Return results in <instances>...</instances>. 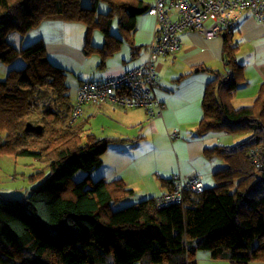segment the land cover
<instances>
[{"label": "trees", "instance_id": "obj_1", "mask_svg": "<svg viewBox=\"0 0 264 264\" xmlns=\"http://www.w3.org/2000/svg\"><path fill=\"white\" fill-rule=\"evenodd\" d=\"M102 1L108 11L97 13ZM88 2L0 0V65L23 60L20 67L5 69L4 77L0 69V154L31 157L42 165L29 175L39 183L21 197L0 194V264H197L199 250L229 264H264V166H256L249 153L251 147L264 148V82L252 104L232 107L244 81L235 59L234 27L222 34L227 76L212 70L196 132L248 131L249 136L205 149L223 165L213 173L214 185L202 192H185L182 201L163 206L150 197L113 210L112 204L132 190L120 178L93 181L90 173L102 163L108 143L122 139L96 137L83 112L72 118L68 73L49 59L41 39L21 47L9 39L47 20L84 22L105 37L102 46L86 43L85 54L100 53L104 64L107 51L113 54L124 41L110 33L113 18L130 43L136 17L150 5ZM27 123L40 129H26ZM78 170L86 174L72 182ZM160 182L173 190V180Z\"/></svg>", "mask_w": 264, "mask_h": 264}, {"label": "crops", "instance_id": "obj_2", "mask_svg": "<svg viewBox=\"0 0 264 264\" xmlns=\"http://www.w3.org/2000/svg\"><path fill=\"white\" fill-rule=\"evenodd\" d=\"M143 1L149 5L154 2ZM50 23V32L44 28L45 33H42L38 28L42 26L39 25L24 36L14 34L13 44L23 46L25 37L31 33L34 40L41 39L44 42L49 59L55 57V62L61 64H82L86 61L85 55L79 50L63 42L62 38L66 34L60 33L58 37L55 24ZM154 29V16L146 12L138 15L135 29L131 33V42L126 41L124 36L120 37L124 41L119 44L118 50L107 56L111 58L115 53H122L120 61H133L135 65L132 68L141 65L148 57V45L152 41ZM222 34L208 36L196 29H186L179 33L180 46L176 54L161 55L158 58L155 93L163 103L161 115L149 118L144 107L124 108L112 101L99 105L84 104L83 117L88 118V123L91 119L101 122V130L96 137L122 139L108 143L102 157L108 159L111 155L114 158L106 161L102 159L100 166L105 165L107 172L102 171L100 177L107 180L120 178L132 192L142 183L148 189L152 188L153 194H156L154 197L162 196L171 189L170 185H164L160 179L172 180L177 174L185 177L201 174L206 187L214 185L213 173L223 163L219 157L208 158L205 149L223 144L215 143L214 139L220 138L216 133L198 135L196 128L203 116L202 99L206 82L214 76L212 70L223 74L227 70L222 59ZM231 34L237 46L235 59L243 66L244 75V81L239 83L230 102L232 107L238 108L252 104L260 84L264 82V20L257 19L251 9H245ZM82 51L85 54L84 46ZM0 69L4 77L5 69L2 66ZM93 69L96 68L93 66ZM116 74L120 73L112 75ZM80 83L81 80L77 88ZM175 132L177 136L174 137L172 133ZM227 135L230 134L225 137ZM127 149H130L131 154ZM121 159L126 166H119ZM152 166H158L156 170H160L162 176L159 174L153 177ZM144 170L148 173L145 174Z\"/></svg>", "mask_w": 264, "mask_h": 264}, {"label": "built area", "instance_id": "obj_3", "mask_svg": "<svg viewBox=\"0 0 264 264\" xmlns=\"http://www.w3.org/2000/svg\"><path fill=\"white\" fill-rule=\"evenodd\" d=\"M245 9H251L257 19L264 20V0H154L146 11L155 17L147 59L120 74L84 81L77 90L72 118L82 115L84 104L99 105L105 101L124 108L144 107L149 118L161 115L163 103L155 93L158 58L176 54L180 32L196 29L208 36L217 35L235 27ZM249 153L256 166H264V148L254 146ZM172 180L173 190L156 199L160 206L182 201L185 192L199 193L205 189L201 174L187 177L177 174Z\"/></svg>", "mask_w": 264, "mask_h": 264}, {"label": "rangeland", "instance_id": "obj_4", "mask_svg": "<svg viewBox=\"0 0 264 264\" xmlns=\"http://www.w3.org/2000/svg\"><path fill=\"white\" fill-rule=\"evenodd\" d=\"M82 3L84 5L89 4L88 0H82ZM107 11H108V5L106 2L102 1L96 7L97 13H106ZM50 22H53V24H55L54 28H55V32L59 34L58 37H60V33L64 32L66 36L62 38L63 42L67 46L74 48V50H79V52L85 55L86 58L85 59L86 61H84L82 64H77L76 62H71V63L65 62L61 64L55 62L57 58L55 57L50 58V60L54 64L61 66L68 73L67 79H68V84L70 86V93L72 98H75V95L77 93L76 88L80 80L95 81L97 79H103V77L105 78L106 75L122 73L124 71L131 69L132 65H135L133 61H126V62L120 61V56L122 53L121 54L115 53L111 58H109V56H104V64L102 63V55L100 53H94L89 56L84 54L82 49L86 43L88 44V46L104 45L103 43L105 42V37L101 29L99 28L88 29L86 23L84 22L52 19L49 20L47 23H43V25L39 24L40 26H42V27H38L39 30L42 33H45L44 30L45 28L47 32H50V29L52 27L50 25L51 24ZM110 33L117 37H123L118 26L117 17H114L112 20L110 26ZM14 34H18V33H13L9 36V39L12 43H15L13 39L14 37H12ZM25 41L26 42L23 45H26L27 43L34 41V37H32L31 33L25 37ZM80 47H82V49ZM108 53L109 52H107L106 54ZM20 65H23V60L21 58L17 59L11 65H5L2 63L0 66H2L7 71L8 69L13 67H20ZM96 65H98V67H96ZM93 66L96 68L95 70L93 69ZM100 123H101L100 121L91 119L90 122L87 123L86 128L89 130V132L97 136L99 135V132L101 130ZM214 133H216V135L220 137L218 139H214L215 143L223 144V146L235 145L236 143L246 139L249 136L248 131H244L241 133H226L225 131H214ZM226 134H230V135H227L228 137H225ZM127 150L129 151L130 149ZM113 158L114 157L111 155L110 157H108V159H113ZM102 159L105 161L108 160L107 157L106 159L102 157ZM119 166L121 167L126 166L125 162L122 161V159H121V164ZM35 167L42 168V165L35 162L31 157L14 158L10 154H5V153L0 154V194L5 196L21 197L25 193V190L28 191L30 188L37 185L40 180L29 179V175L35 171L34 169ZM157 167L158 166L155 167L152 166V170H153L152 172L154 173L153 177H157L160 174V170H156ZM102 171L103 173L107 172V170L105 169V165L103 164L101 166L99 165L92 171L91 173L93 177L92 180L95 181L101 178L100 176ZM143 172L145 174L148 173L147 170H144ZM85 174H86L85 171L78 170L72 177V182L81 180L85 176ZM146 182H148V180ZM140 184L141 185L137 186L132 193L128 194L127 196L123 197V199L112 204V209L116 210L126 205H130L132 203L138 202L140 200L156 196V194H153L154 192L152 188L148 189L144 184L142 183ZM196 262L197 264H229L227 260L212 259L211 253L208 250H199L196 254ZM250 264H259V263L253 262Z\"/></svg>", "mask_w": 264, "mask_h": 264}, {"label": "water", "instance_id": "obj_5", "mask_svg": "<svg viewBox=\"0 0 264 264\" xmlns=\"http://www.w3.org/2000/svg\"><path fill=\"white\" fill-rule=\"evenodd\" d=\"M26 129H40V126H33L31 123H27Z\"/></svg>", "mask_w": 264, "mask_h": 264}]
</instances>
